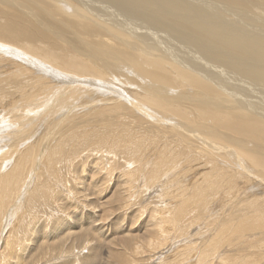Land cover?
<instances>
[{"label":"bare ground","instance_id":"obj_1","mask_svg":"<svg viewBox=\"0 0 264 264\" xmlns=\"http://www.w3.org/2000/svg\"><path fill=\"white\" fill-rule=\"evenodd\" d=\"M54 122L73 125L30 142ZM153 148L143 189L164 166L199 170L190 211L150 209L133 186L140 152ZM37 155L31 175L21 161ZM40 166L46 181L33 189ZM232 191L239 202L196 264H264V0H0V222L20 213L0 235V264L161 251L164 223L178 227ZM120 211L148 228L114 226Z\"/></svg>","mask_w":264,"mask_h":264},{"label":"rangeland","instance_id":"obj_2","mask_svg":"<svg viewBox=\"0 0 264 264\" xmlns=\"http://www.w3.org/2000/svg\"><path fill=\"white\" fill-rule=\"evenodd\" d=\"M218 76H223V75H221V74H218ZM259 97H261L260 95H257V94H253V93H250V94H248V96L246 97L247 99H249V100H251V101H255V102H257L258 101V98ZM77 105H75V107H73V112L75 111L74 109L75 108H77L76 107ZM77 111V110H76ZM77 121H79V118L77 119L76 118V122ZM40 125V126H39ZM44 124H38L37 125V127H36V129H34L35 130V133L37 134H35V133H31V135H32V137H33V134H34V136L35 137H33V138H31L32 140L30 141V142H32L33 140L34 141H36V140H38L37 142H41V145L42 144H44L46 141H48V139H49V137H54L55 138V136L56 137H59L58 135H59V133H57V134H51L52 132H55V130L56 131H63V129H66V127H65V125L67 126V127H70L71 125H73V124H63V125H61V126H58L57 128H54L55 127V122L53 123V125H50V124H48V125H44ZM50 125V126H49ZM70 125V126H69ZM39 126V127H38ZM43 126V127H42ZM88 126V127H87ZM87 126H84V129H88V128H90V125H87ZM42 127V128H41ZM63 127V128H62ZM39 128V129H38ZM47 129V130H45V129ZM40 129H42L43 131L41 132V130ZM61 129V130H60ZM33 130V131H34ZM38 132H37V131ZM40 130V131H39ZM47 131L48 132V135H47V132H45V131ZM49 130V131H48ZM51 132V133H50ZM41 133V134H40ZM43 133V134H42ZM38 136V137H37ZM40 136V137H39ZM43 137V138H42ZM43 139H44V141H43ZM47 139V140H46ZM56 139H58L59 140V138H56ZM46 140V141H45ZM58 140H54L52 143H51V145L53 146V145H55L56 144V142L58 141ZM29 142V143H30ZM50 145V146H51ZM159 152V149H156V148H153L152 150H150V151H148V152H146V151H141L140 152V154H139V157H138V159H137V161L138 162H144V163H142L143 165H145V167L147 168V170H146V168L143 166V168H142V174L140 173L139 175H137V177H135L134 179H133V181L135 180V182L133 183V186L135 187V189L137 190V191H139L140 192V195H142V193L143 192H147V194L148 195H145V198H147V201H146V203L147 204H149L150 206H148L150 209H153V208H155V207H158V205L159 204H166V205H168L169 207H170V211L172 212V213H174L175 211H176V209H177V207L178 206H181V204L183 203V202H187L189 205L188 206H185L186 207V210H187V208H188V210L187 211H190V205H192L193 204V201L191 200V197H192V195H193V190L195 189V187H198L199 186V183L201 182V181H197L196 182V179H197V177H198V174H199V170H198V172H191L190 170H182V169H180L179 170V168H174V167H172V166H170V168L168 167V165L167 166H164V167H162L163 168V170H162V168L160 169V171H159V173H161V174H159L158 173V178H157V181H156V183L154 184H152V185H146V186H148V190L147 191H145L143 188L145 187V185H144V183L146 184V180H145V182H144V179H142V177H143V175L144 176H148V174H152V171H153V167H151L150 166V161H153V159H157V157H156V155H157V153ZM36 157H37V160L39 159V157H40V155H37V156H35V159H33V160H28V161H21V164L23 165V170L24 169H29L30 167V171H29V174L31 173V175H32V173H33V167H32V163L34 162L35 163V160H36ZM94 157V156H93ZM146 161V162H145ZM29 162V163H28ZM31 163V164H30ZM46 163H47V161H46V159H45V161H44V163L42 162V164H44V167L46 166ZM11 164V163H10ZM9 164V165H10ZM142 164H140V165H142ZM27 165V166H26ZM191 165V163L189 164V166ZM30 166V167H29ZM185 165L184 164H181V168L182 167H184ZM26 167V168H25ZM28 167V168H27ZM44 167L42 166H40L39 168H38V170L36 171V172H34V175H35V178H37V179H34L33 180V182H32V187H33V189L36 187V186H40V185H36L37 184V182L39 181V180H45L46 179V174H45V170H46V168L44 169ZM10 168V166L9 167H7V170ZM41 168V169H40ZM43 168V169H42ZM166 168V169H165ZM172 168V169H171ZM167 169H168V171H167ZM175 169V170H174ZM43 170V171H42ZM152 170V171H151ZM172 170V171H171ZM163 171V172H162ZM184 172V173H182V172ZM38 172V173H37ZM60 172H62L61 174L63 175V176H67V175H65L66 173H65V171L64 170H60ZM144 172V173H143ZM146 172H148V174L146 173ZM167 172V173H166ZM146 173V174H145ZM195 173H198L197 175H196V177L194 176V174ZM200 173H201V171H200ZM163 176V177H162ZM159 177H161V178H159ZM100 178V177H99ZM144 178V177H143ZM102 179V178H101ZM140 181H139V180ZM159 179H161L160 181H159ZM164 179V180H163ZM112 180H113V177H112ZM46 181V180H45ZM159 181V182H158ZM70 182H71V180H70ZM140 183V184H139ZM142 183V184H141ZM109 184V185H108ZM67 185V184H66ZM106 185L108 186V188L106 187ZM45 186V185H44ZM47 186H50L51 187V185H47ZM105 186V187H104ZM104 186H103V189H109V191H112V187L114 186V185H112L110 182L109 183H105L104 184ZM144 186V187H143ZM31 187V188H32ZM143 189V190H142ZM31 190V189H30ZM224 191H222L221 193H223ZM108 193H110V192H108ZM221 193H219L218 194V196L214 199V200H212V202H211V208H210V210L209 211H207L206 213H200V214H198L196 217L197 218H200L199 219V221L198 220H195L196 219V217H194V218H191V217H193V215L190 213L187 217H186V220L185 221H183V222H181V224H179L178 225V227H174V225L173 226H171L170 224L171 223H164V226L166 225V227L168 228V229H166V237H167V240H165L166 241V243L167 244H165V248H162V250H161V248H160V250L161 251H159V248L158 249H155V250H153V251H151L150 252V254H149V252H148V255H146L147 254V252H146V254H145V252L144 253H142V255H139V256H136V257H133V256H131L132 254H131V252L130 251H126V252H124V251H122V250H120L119 248H117V247H114V251L112 252V254H115V255H112L111 257H109L108 255H107V251H108V249H106L105 251V253H104V255H102L103 257V260H104V258H105V260H104V264H131V263H135V264H137L140 260V262L138 263V264H150L151 263V261H153L152 262V264H157V263H160V262H163V264H164V262H168L169 264H196V262H197V260H196V258H197V256L195 255V252L196 253H198V251L199 250H203V249H206V248H208V247H210L211 246V244H212V239H213V237H214V235H215V230L217 229V227H220V226H225L226 224H225V222H224V217L225 216H227L228 215V213L231 211V208L233 207V206H236V204L239 202V200L235 197L236 195H238V192H234V191H232V192H230L228 195H223V194H221ZM182 194V195H181ZM160 199H163V200H160ZM146 200V199H145ZM160 200V201H159ZM141 202V201H140ZM179 202V203H178ZM180 202H181V204H180ZM43 209V207H41L40 208V212L41 211H43L42 210ZM101 214V213H100ZM124 213H122L121 211L120 212H118L116 215H117V217L115 218V220H114V226H117V225H119L120 224V221H121V224H126L127 222H128V220L126 219V216H125V218H124V215H123ZM210 214V215H209ZM19 215H20V213H18L17 214V217H15V219H12L10 222H11V224H10V222H9V225H8V227L6 226H4V223H6V221H4V218H5V216L1 219V221L3 220V222L1 223L0 222V231H1V229H3L2 230V232H0V235H1V238H3V235H4V238L8 235V232H10V230H11V226H14V225H18V223H19ZM46 215V214H45ZM55 216L54 217H56L55 219H57L58 217H59V214H54ZM203 215V216H202ZM208 215H209V217H208ZM26 217H28V216H30L31 217V215L30 214H28V215H25ZM129 216V215H128ZM131 216V215H130ZM201 216V217H200ZM119 217V218H118ZM190 217V218H189ZM206 217V219H203V218H205ZM210 217H212V218H210ZM39 220H38V219ZM122 218H123V221H122ZM169 218V217H168ZM214 218V221H213V223H211V219H213ZM146 219H147V217H146ZM145 218H144V216H143V219H141L140 221H139V219H134V218H132V216H131V220L128 222L130 225H132V226H134V225H136V224H140L139 226H143V228H148V224H149V222H147V220H146ZM208 219H209V221H208ZM13 220H14V222H13ZM47 219H45V217H42V216H39V217H37L36 216V221L38 222L39 221V224H44V222H45V224H46V221ZM125 220V221H124ZM208 222H207V221ZM18 221V222H17ZM131 221H132V223H131ZM145 223H144V222ZM187 221V222H186ZM193 221H195V222H193ZM197 221H198V223H197ZM52 222V221H51ZM123 222V223H122ZM142 223V224H141ZM184 223V224H183ZM192 223V224H191ZM210 223V224H209ZM120 224V225H121ZM186 224H188V225H186ZM191 224V225H190ZM22 225L23 224H20V229L22 230ZM169 227H168V226ZM10 226V227H9ZM113 226V227H114ZM171 226V227H170ZM182 226V227H181ZM125 227H128V225L126 224L125 225ZM165 227V228H166ZM4 228H5V230H4ZM177 228V229H176ZM208 228V229H207ZM15 229H17V228H15ZM46 229H48V228H46ZM179 229H181V230H179ZM184 229V230H183ZM7 231V232H6ZM181 231V232H180ZM3 232H5V233H3ZM17 233H19L18 231H17ZM127 232H121L120 234H119V236H124L125 234H126ZM138 232H136V231H133L132 232V234L133 235H135V234H137ZM138 235H140V233L138 234ZM10 236H11V234H10ZM3 238V239H4ZM142 238V237H141ZM182 241H181V240ZM179 240H180V243H179ZM184 241V242H183ZM0 244H1V241H0ZM122 245V244H121ZM169 245V246H168ZM170 245L172 246V247H170ZM124 248H125V246L124 245H122ZM1 247V246H0ZM163 247H164V245H163ZM83 249V248H82ZM164 249V250H163ZM169 249H170V252H169ZM117 250V251H116ZM158 250V251H157ZM166 251V252H165ZM194 253H193V252ZM117 252V253H116ZM163 252V253H162ZM166 254H165V253ZM168 252H169V254H168ZM174 254V255H173ZM118 255V256H117ZM162 255V256H161ZM164 255V256H163ZM114 256H116V258L114 257ZM147 256V257H146ZM155 256V257H154ZM140 257V258H139ZM142 257V258H141ZM151 257L153 258V259H151ZM158 257H160V258H162L161 259V261L159 260V259H156V258H158ZM165 257H167L166 259H165ZM145 258L146 259H148L149 260V262H146V260H145ZM174 258V259H173ZM167 259L169 260V261H167ZM138 262H137V261ZM143 260H145V261H143ZM106 262V263H105ZM137 262V263H136ZM145 262V263H144ZM89 264H99V263H96L94 260H93V262L92 263H89Z\"/></svg>","mask_w":264,"mask_h":264}]
</instances>
